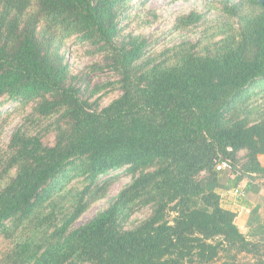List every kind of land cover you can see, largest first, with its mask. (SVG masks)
<instances>
[{"label": "trees", "instance_id": "1", "mask_svg": "<svg viewBox=\"0 0 264 264\" xmlns=\"http://www.w3.org/2000/svg\"><path fill=\"white\" fill-rule=\"evenodd\" d=\"M159 16L148 0H0V140L12 114L2 108L22 115L0 144V232L12 240L0 264H216L223 254L219 264H238L264 253L261 205L247 235L219 192L264 180V89L253 90L264 87V0H202L167 32L135 29ZM72 43L100 59L74 72ZM97 70L114 77L92 87ZM226 158L233 183L215 168ZM121 169L130 182L75 226Z\"/></svg>", "mask_w": 264, "mask_h": 264}, {"label": "rangeland", "instance_id": "2", "mask_svg": "<svg viewBox=\"0 0 264 264\" xmlns=\"http://www.w3.org/2000/svg\"><path fill=\"white\" fill-rule=\"evenodd\" d=\"M202 0H148V7L152 10H155L157 12V14H159L160 18L155 22V24H152L150 26H144L142 28H135L136 23L132 24V27H134L135 29H137V32H144V33H162V32H167L168 30H170V27L172 26V23L174 22L175 18L177 17L178 14L180 13H186L189 12L191 9H193L194 7L197 6H201ZM160 35V34H157ZM186 35V33L184 32H180L178 34H176V36H184ZM172 34H169L168 36H165L163 39H160V44L164 45V42H170L173 39ZM194 34L190 35V38H193ZM71 53L69 54V56L71 57V60L73 62V70L74 72L78 73L81 72L83 69H86L87 65H90L92 63H94L95 61H98L100 59V55L98 54H91L86 52V47L87 46H83L81 44H71ZM159 45V44H158ZM114 77L113 73L111 71L108 70H104V71H94L91 72L90 75V79H91V84L92 87H95L96 84L106 81L110 78ZM261 89H264L263 86H256L253 90L254 91H260ZM117 93V92H116ZM116 93H112L109 94L107 97L104 98L103 100V104L106 105L110 102V100L112 98H114V96L116 97ZM101 92H99L98 94H96V96L100 95ZM95 96V97H96ZM95 99V98H94ZM15 103H9L7 104V106L2 108V111H4L2 116L7 115L8 113H12L11 114V122L8 125V131L7 133L1 137L0 140V144H4L8 141L9 139V134L10 131L14 128V126L19 123L22 120V115L20 112H15ZM44 140L46 141V143L48 144H53L55 142V135L53 133L49 134L48 136L44 137ZM244 151L240 152L241 157L243 156ZM113 174H117L119 175L118 179L114 182V184L111 185V187L108 190V194L106 197L101 198L93 203H91L90 207L88 208V210L82 214V216L75 222V226H79L82 224H85L86 222H88L89 220H91L99 211L103 210L104 208H106L109 205V202L111 201V199H113L118 193L119 191L122 189V187H124V185H126L127 183L130 182L131 177L130 175L126 174L125 172H123V169L118 170L116 172H114ZM222 179L224 181V183H233V179L230 178V172L229 171H225L222 174ZM233 180V181H232ZM77 180H74L72 183H77ZM256 182L259 188H263L264 190V180H257L254 181ZM79 184V183H77ZM71 185V184H69ZM240 187H246L245 183H243L242 181L239 183ZM247 185V184H246ZM247 193L245 191L244 195L242 196H235L232 195L230 193H228L231 199L236 198L237 202L240 201V203L242 202H250L254 204L256 202L261 203V213H264V196H259V194L257 193ZM243 199H239L242 198ZM256 201V202H255ZM252 209L249 210L248 213H251ZM150 213V209L149 208H144L142 210L137 211L132 219L133 220H139L144 218L145 216H147ZM249 219V218H248ZM237 221V220H236ZM238 225L240 226L241 230L244 233H248L249 230V226H248V220L247 222L244 224L242 223V221L239 220L237 221ZM248 235V234H247ZM11 239L10 238H6V236L0 232V257H2L5 251H8L9 248L11 247ZM225 259H227V257L225 256V254H223L219 259L216 260V264L221 263L222 261H224ZM264 260V253L263 251H261L260 253H258L257 255H252V254H247V253H241L238 258H237V262L238 264H259L261 261ZM85 264H89V263H85Z\"/></svg>", "mask_w": 264, "mask_h": 264}, {"label": "crops", "instance_id": "3", "mask_svg": "<svg viewBox=\"0 0 264 264\" xmlns=\"http://www.w3.org/2000/svg\"><path fill=\"white\" fill-rule=\"evenodd\" d=\"M259 160L261 161V163L264 165V154H260L259 155ZM231 178V177H230ZM232 179V178H231ZM242 182L243 183H245V186L246 187H242L243 189H244V193H245V191L247 192V193H250V192H252V193H258L259 194V196H264V190H263V188H259V189H253V190H248L247 191V187H248V185H249V181H248V179H246V178H244L243 180H242ZM247 184V185H246ZM259 185V184H258ZM238 186H240L239 184H238ZM233 187V186H232ZM232 187H229V188H232ZM229 188H227V189H220V193H221V202H222V205L225 207V208H227V209H230V210H233V211H235V212H237V217H236V220L238 221L239 220V222H240V220L242 221V223H246L247 222V220H248V218H249V216H250V213H248L249 212V210L250 209H253L254 207H256L257 205H261V203H259V202H256L255 204H254V202L253 203H250V202H247V201H245V202H242V203H240V201L239 202H237V200H236V198H233V199H231L230 198V196H228L229 194V192H228V190H229ZM251 193V194H252ZM244 197H242V198H239V199H243ZM262 207V206H261ZM236 221V222H237ZM238 224V223H237Z\"/></svg>", "mask_w": 264, "mask_h": 264}, {"label": "built area", "instance_id": "4", "mask_svg": "<svg viewBox=\"0 0 264 264\" xmlns=\"http://www.w3.org/2000/svg\"><path fill=\"white\" fill-rule=\"evenodd\" d=\"M215 168L219 172L229 171L230 172V177L232 179H235L237 177V175L239 174V171L237 169H235V167H234L231 159H229V158H226V159H218L217 162H216ZM228 192L230 194H232V195H235V196H242V195H244V189L241 188L240 186L232 187V188H230L228 190Z\"/></svg>", "mask_w": 264, "mask_h": 264}]
</instances>
